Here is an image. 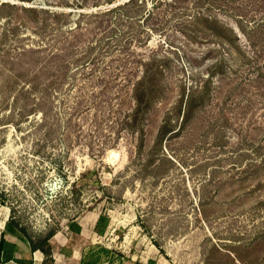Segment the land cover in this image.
<instances>
[{
  "label": "rangeland",
  "instance_id": "rangeland-1",
  "mask_svg": "<svg viewBox=\"0 0 264 264\" xmlns=\"http://www.w3.org/2000/svg\"><path fill=\"white\" fill-rule=\"evenodd\" d=\"M98 215L124 264H264V0H0V227Z\"/></svg>",
  "mask_w": 264,
  "mask_h": 264
},
{
  "label": "crops",
  "instance_id": "crops-1",
  "mask_svg": "<svg viewBox=\"0 0 264 264\" xmlns=\"http://www.w3.org/2000/svg\"><path fill=\"white\" fill-rule=\"evenodd\" d=\"M98 218L99 215L83 217L69 223L47 240V234L37 239L26 235L5 218L0 227V264H124L115 261L110 249L95 243L94 239L82 243L91 237L90 233L95 237L100 234L96 227Z\"/></svg>",
  "mask_w": 264,
  "mask_h": 264
},
{
  "label": "trees",
  "instance_id": "trees-1",
  "mask_svg": "<svg viewBox=\"0 0 264 264\" xmlns=\"http://www.w3.org/2000/svg\"><path fill=\"white\" fill-rule=\"evenodd\" d=\"M106 220V217L104 216V215H99V218H98V222H97V228L99 229V228H104V226L102 225V223L104 222ZM10 222H12V220L10 221ZM102 225V226H101ZM17 226V225H16ZM22 231H24L23 229H21ZM54 232H55V230H51L48 234H47V236H46V240H47V238H49L50 236H52L53 234H54ZM46 240H44L43 242L45 243L46 242ZM42 242V243H43Z\"/></svg>",
  "mask_w": 264,
  "mask_h": 264
}]
</instances>
